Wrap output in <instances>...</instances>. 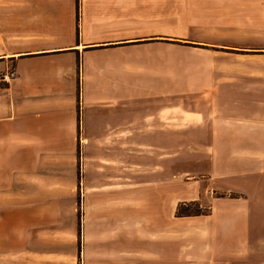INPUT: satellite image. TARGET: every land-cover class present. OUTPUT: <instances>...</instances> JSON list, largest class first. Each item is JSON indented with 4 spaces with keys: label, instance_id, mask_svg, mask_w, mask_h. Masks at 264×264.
I'll return each mask as SVG.
<instances>
[{
    "label": "crops",
    "instance_id": "crops-1",
    "mask_svg": "<svg viewBox=\"0 0 264 264\" xmlns=\"http://www.w3.org/2000/svg\"><path fill=\"white\" fill-rule=\"evenodd\" d=\"M116 1L82 0L79 20L76 10L0 11V75L16 72L0 85V256L36 255L37 236L53 238L60 209L76 205L82 186L86 240L94 197L122 195L125 208L133 195L151 264H175L174 247L190 238L201 243L187 245L186 264H263L264 237L252 230L264 228V169L220 173L212 158L202 197L224 177L228 191L243 180V199L213 200L210 216L175 217L180 203L200 199L176 190L173 166L174 143L190 142L188 127L200 120L174 123L169 100L141 90L130 70L140 60L126 57L140 38L126 37L130 11Z\"/></svg>",
    "mask_w": 264,
    "mask_h": 264
},
{
    "label": "rangeland",
    "instance_id": "rangeland-1",
    "mask_svg": "<svg viewBox=\"0 0 264 264\" xmlns=\"http://www.w3.org/2000/svg\"><path fill=\"white\" fill-rule=\"evenodd\" d=\"M116 2L130 11L126 37L140 38L126 57L140 60L129 69L140 74L141 90L169 100L174 123L183 120L185 127L188 117L200 120L188 127L190 142L174 143V183L180 184L176 190L184 195L198 193L200 199L190 202L203 210L216 199H243V180L237 182L238 189L228 191L224 177L219 178L220 189L208 197L201 194L210 178L212 158L220 173L264 169V0ZM52 8L75 11L76 0H0V11ZM205 148L208 154L202 157L199 151ZM121 196L94 197L86 240L84 192L78 186L76 205L60 209L53 238L37 236L36 255L0 256V264H151L147 254L153 248L135 232L136 221L142 218L136 197L127 195L123 208ZM196 209V204L189 208ZM256 226L253 223L252 236L264 237V228ZM190 239L174 247L175 264H186L184 257L192 261L186 256L187 245L198 247L201 241Z\"/></svg>",
    "mask_w": 264,
    "mask_h": 264
},
{
    "label": "trees",
    "instance_id": "trees-1",
    "mask_svg": "<svg viewBox=\"0 0 264 264\" xmlns=\"http://www.w3.org/2000/svg\"><path fill=\"white\" fill-rule=\"evenodd\" d=\"M79 9H80V0H76V11H77V20H79ZM194 204L197 205V209L195 211L189 210L191 206ZM212 213V209H201L200 205L196 202L190 203H182L179 205L176 211L177 218H189V217H200V216H210Z\"/></svg>",
    "mask_w": 264,
    "mask_h": 264
},
{
    "label": "built area",
    "instance_id": "built-area-1",
    "mask_svg": "<svg viewBox=\"0 0 264 264\" xmlns=\"http://www.w3.org/2000/svg\"><path fill=\"white\" fill-rule=\"evenodd\" d=\"M16 78V72L13 70H9L4 74L0 75V82L10 84L12 80Z\"/></svg>",
    "mask_w": 264,
    "mask_h": 264
}]
</instances>
